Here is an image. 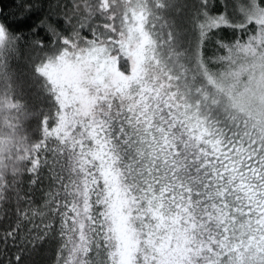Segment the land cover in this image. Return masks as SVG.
<instances>
[{
    "label": "snow or ice",
    "instance_id": "1",
    "mask_svg": "<svg viewBox=\"0 0 264 264\" xmlns=\"http://www.w3.org/2000/svg\"><path fill=\"white\" fill-rule=\"evenodd\" d=\"M53 3L0 0V248L264 264V0Z\"/></svg>",
    "mask_w": 264,
    "mask_h": 264
},
{
    "label": "trees",
    "instance_id": "2",
    "mask_svg": "<svg viewBox=\"0 0 264 264\" xmlns=\"http://www.w3.org/2000/svg\"><path fill=\"white\" fill-rule=\"evenodd\" d=\"M191 2V0H189ZM227 0H213L214 8L223 11L224 4ZM20 0H3V6L5 7V15L13 14L19 11L18 4ZM31 4L38 10L36 16L33 17V22L43 12H47L50 4L54 6L53 0H31ZM10 19L14 18L9 16ZM27 34V29L23 30ZM231 30H220L216 33L214 40L218 39H230ZM210 41L207 44V54L211 55L215 51V42ZM27 51V50H25ZM18 254L17 246L9 244L6 247L0 248V264H15L14 257ZM54 257V245L45 244L38 246L35 250L25 254V264H53Z\"/></svg>",
    "mask_w": 264,
    "mask_h": 264
}]
</instances>
